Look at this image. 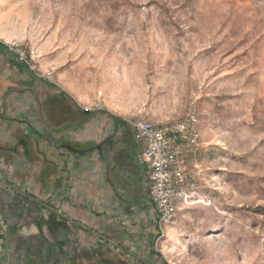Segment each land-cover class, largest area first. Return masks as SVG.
I'll return each mask as SVG.
<instances>
[{
	"label": "rangeland",
	"instance_id": "374dc122",
	"mask_svg": "<svg viewBox=\"0 0 264 264\" xmlns=\"http://www.w3.org/2000/svg\"><path fill=\"white\" fill-rule=\"evenodd\" d=\"M0 41V123L11 135L46 80L72 91L62 77L134 119L196 112V187L169 224L151 219L134 234L155 264H264V0H0Z\"/></svg>",
	"mask_w": 264,
	"mask_h": 264
},
{
	"label": "crops",
	"instance_id": "0c3cea01",
	"mask_svg": "<svg viewBox=\"0 0 264 264\" xmlns=\"http://www.w3.org/2000/svg\"><path fill=\"white\" fill-rule=\"evenodd\" d=\"M65 79L72 91L46 80L12 135L0 123V262L155 264L134 234L157 223L146 142L127 110L94 105Z\"/></svg>",
	"mask_w": 264,
	"mask_h": 264
},
{
	"label": "built area",
	"instance_id": "2783aa9c",
	"mask_svg": "<svg viewBox=\"0 0 264 264\" xmlns=\"http://www.w3.org/2000/svg\"><path fill=\"white\" fill-rule=\"evenodd\" d=\"M136 137L146 142L144 160L148 164L150 194L160 228L175 217L179 201L190 197L196 187L187 157L202 145L196 112L187 117L158 124L151 119L132 120ZM1 264V262H0Z\"/></svg>",
	"mask_w": 264,
	"mask_h": 264
},
{
	"label": "trees",
	"instance_id": "16d2710c",
	"mask_svg": "<svg viewBox=\"0 0 264 264\" xmlns=\"http://www.w3.org/2000/svg\"><path fill=\"white\" fill-rule=\"evenodd\" d=\"M0 48L5 49L6 51H9V46L5 44L3 41H0ZM12 63L15 64L17 67H19V69H22V70H25V68L28 70L30 69L29 64L24 60L12 58Z\"/></svg>",
	"mask_w": 264,
	"mask_h": 264
}]
</instances>
